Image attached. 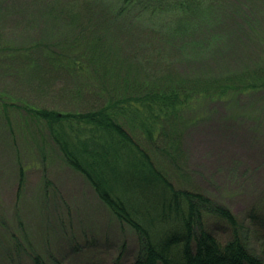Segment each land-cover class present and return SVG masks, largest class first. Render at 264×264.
<instances>
[{
  "label": "trees",
  "instance_id": "16d2710c",
  "mask_svg": "<svg viewBox=\"0 0 264 264\" xmlns=\"http://www.w3.org/2000/svg\"><path fill=\"white\" fill-rule=\"evenodd\" d=\"M40 9L32 16L51 28L46 37L21 49L0 30V64L22 59L20 74L44 87L67 76L76 108L0 90V116L12 132H33L138 233L128 264H264V197L240 218L176 182H193L184 140L214 114L211 103L239 108L241 97L262 94L261 108L251 109L264 108V0H51ZM26 176L19 158V199ZM17 208L0 210V264H25L9 223L19 220ZM56 243L61 253L81 247L61 233ZM31 259L50 264L39 253Z\"/></svg>",
  "mask_w": 264,
  "mask_h": 264
},
{
  "label": "rangeland",
  "instance_id": "374dc122",
  "mask_svg": "<svg viewBox=\"0 0 264 264\" xmlns=\"http://www.w3.org/2000/svg\"><path fill=\"white\" fill-rule=\"evenodd\" d=\"M50 1L6 0L4 16L0 13L2 34L21 49L32 41L43 40L51 28L47 29L44 19H39L40 13L36 18L32 14L42 11L40 8ZM13 65L16 66L5 67L1 62L0 90L40 106L60 110L76 108L75 100L69 96L72 82L67 76L57 74L44 87L35 79L29 80L27 72L20 74L19 70L25 66L22 59L18 58ZM262 96L245 95L237 104L240 107L233 109L223 102L211 103L209 108L214 114L193 125L184 140L193 182L176 178L178 185L203 191L240 218L252 203L264 197V117L260 116L264 108L251 109L254 104L261 108L256 104ZM81 106L87 107V104L83 102ZM240 111L245 114H239ZM14 129L15 133L0 116V210L17 213L14 208L18 205L20 218L9 223L19 233L24 263L34 264L31 257L36 253L50 260V264H55L50 259L52 254L56 264L132 262L140 248L138 233L103 205L81 175L61 162L48 147L44 150L33 132L28 133L21 126ZM45 153L46 160L42 161ZM19 158L27 167L20 199L17 196ZM42 193L43 202L39 198L43 199ZM20 220H24V229L19 226ZM60 233L75 237L81 245L79 250L57 251L56 239ZM258 253H262L260 246Z\"/></svg>",
  "mask_w": 264,
  "mask_h": 264
}]
</instances>
